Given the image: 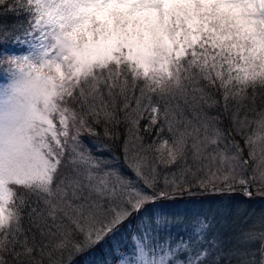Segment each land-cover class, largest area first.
I'll list each match as a JSON object with an SVG mask.
<instances>
[{
	"label": "snow or ice",
	"instance_id": "obj_1",
	"mask_svg": "<svg viewBox=\"0 0 264 264\" xmlns=\"http://www.w3.org/2000/svg\"><path fill=\"white\" fill-rule=\"evenodd\" d=\"M9 10L27 16L15 42L30 50L0 59V264H57L70 245L79 253L99 244L145 204L191 195L193 181L231 192L239 169L247 186L249 163L264 183V108H255L264 100V0H15ZM217 108L228 133L206 111ZM97 126L122 140L142 188L83 144L82 134L100 136ZM166 220L158 213L155 224ZM207 227L194 228L198 240ZM208 255H192L183 238L160 243L149 225L119 264H202Z\"/></svg>",
	"mask_w": 264,
	"mask_h": 264
},
{
	"label": "trees",
	"instance_id": "obj_2",
	"mask_svg": "<svg viewBox=\"0 0 264 264\" xmlns=\"http://www.w3.org/2000/svg\"><path fill=\"white\" fill-rule=\"evenodd\" d=\"M14 3L15 0H6V4L0 6V59H2L4 55H15L13 53V50L15 51L19 44L15 42V37L18 35L23 37V31L24 29H26L25 26L27 25L28 18L24 13H17L15 11L9 10ZM1 66H3L2 63H0V67ZM6 66L7 65L4 64V67ZM7 79V75L4 73L2 68H0V83L5 82ZM249 95H251V93H249ZM244 103L248 108L253 106L251 100H247ZM255 108L257 111L264 108V100H262L260 95H258L256 98ZM206 111H208L211 115L219 116L217 127H219L225 133L231 131V122L225 115H223L222 109H206ZM245 111H247V108L242 109V114ZM248 116L251 119L253 118L254 113L248 112ZM144 123H146V121H142L141 126H143ZM252 127H254V125H252ZM97 131L100 133L99 137L82 134L80 139L82 140L83 144L91 149V153L93 156L107 158L109 167L118 171L123 178L131 181L134 186L142 188L143 182L135 176V174L131 171V169L126 165L124 161L123 154L120 149L122 140L115 143L106 140L103 137V128L101 126H97ZM119 131L123 133L122 126L119 128ZM145 136L147 141H150L152 139V136H148L147 134H145ZM234 139L240 143L241 148H244V142L241 136L235 135ZM105 145L109 146L105 147ZM243 158L245 160L248 159V150L246 148H244ZM65 162H67V157H65ZM176 170L177 168L171 169V171ZM61 171H65V169L62 168ZM237 173V179L235 181H232L231 183L232 185L238 183V185L241 187L242 185L239 183V169L237 170ZM254 174L258 175V170L254 173V165L252 163H249L247 165L246 171L243 172V175L249 181L248 185L250 186V188L248 189L251 195L249 198H246L243 196V193H240L242 204H239H241V206H245L244 212L246 210H251L252 208H258L259 214H261L264 211V183H260L258 180H253L252 176ZM216 186L218 187L222 185L217 183ZM211 188L212 186L209 185L208 190L200 189L195 186V181H193V186L191 187V195H189V193L185 191L183 192V194L176 195L173 199L159 200L156 202L176 203L189 199H204L216 197V194L211 191ZM236 189L237 188H235L234 190ZM236 193L239 192H231V194L222 193L220 194L221 197L219 196V199L230 202V195H234L236 197ZM150 205V203L145 204L140 212H132L127 220L120 224L119 227L114 229L99 244L87 248L79 253L76 252L75 249L70 245L62 253L56 255L55 259L57 261V264H111V262H114L117 257V249H119L120 251L123 247H129L130 243H128V241L131 239V236H133L132 233L134 232L136 225H138L139 223L138 219L141 217L144 218L145 214L143 213V211L149 208ZM243 214L245 215H243L245 222L249 221L248 217H250V215L245 213ZM25 226H27L26 220ZM75 240L78 243H82L83 237L77 235L75 237ZM259 243L257 248L254 249V247H248L246 252L239 253L237 256L233 255L234 257L231 259H228L227 253L224 256H218V259L217 256L216 259L211 258L210 264H260L262 256L261 250H263L262 253H264V248H261V243Z\"/></svg>",
	"mask_w": 264,
	"mask_h": 264
},
{
	"label": "rangeland",
	"instance_id": "obj_3",
	"mask_svg": "<svg viewBox=\"0 0 264 264\" xmlns=\"http://www.w3.org/2000/svg\"><path fill=\"white\" fill-rule=\"evenodd\" d=\"M26 49L27 53L30 50L28 45ZM0 68L4 71V64ZM7 82L8 79L4 83H0V87H3ZM232 186L234 189L237 188L236 190L238 191L234 190L231 192L239 193H236V197L230 195V202L219 199L220 194H216V197L189 199L176 203L156 202L153 203L154 205L150 203V207L143 211L145 214L144 218L138 219L139 223L132 234H142L143 229L148 228L150 225L153 229V236H158L160 243L170 238V245L174 247L183 238L189 242V248L193 255L201 250L207 249L209 251L208 257L202 264L206 261L210 263L211 258L217 256L218 259V256H224L226 253L228 254V259H231L239 253L246 252L248 247L257 248L259 242L261 243V248H264V211L259 214L258 208H252L244 212L245 206H241L240 193H243L244 197L249 198L251 193L246 195L244 189L245 187L248 189L250 186L242 185L240 187L238 183ZM231 192L224 191L223 193L231 194ZM241 211L250 215L248 217L249 221L245 222V215ZM158 213L167 214V220L159 228L155 224V217ZM201 220L208 227L200 234L202 239L198 240L197 235L194 234V228ZM142 224L143 229L141 227ZM132 237L128 241L130 247L124 252L119 251V254L117 253V264H119L122 254L129 253L132 249ZM156 242L154 239L153 243ZM180 253H184L186 256L189 255L188 251H181L177 255L179 260H181L179 257Z\"/></svg>",
	"mask_w": 264,
	"mask_h": 264
}]
</instances>
